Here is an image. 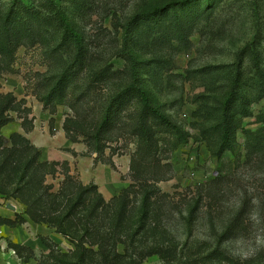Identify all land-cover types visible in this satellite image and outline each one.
I'll list each match as a JSON object with an SVG mask.
<instances>
[{"label":"rangeland","instance_id":"1","mask_svg":"<svg viewBox=\"0 0 264 264\" xmlns=\"http://www.w3.org/2000/svg\"><path fill=\"white\" fill-rule=\"evenodd\" d=\"M0 264H264V0H0Z\"/></svg>","mask_w":264,"mask_h":264},{"label":"trees","instance_id":"2","mask_svg":"<svg viewBox=\"0 0 264 264\" xmlns=\"http://www.w3.org/2000/svg\"><path fill=\"white\" fill-rule=\"evenodd\" d=\"M174 4L171 3V4H165L163 6H160V7H155L152 9V12L153 11H156V10H162L166 7H172ZM142 100H143V108L144 109H147L149 111H151L153 114H155L163 123H166L168 125H171L170 124V121L168 120V118L165 116V114H163L162 112H160L156 107L152 106L149 101H148V97L145 93L142 92Z\"/></svg>","mask_w":264,"mask_h":264}]
</instances>
